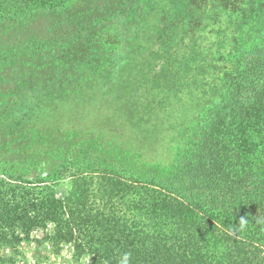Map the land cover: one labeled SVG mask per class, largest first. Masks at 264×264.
<instances>
[{
    "label": "trees",
    "instance_id": "16d2710c",
    "mask_svg": "<svg viewBox=\"0 0 264 264\" xmlns=\"http://www.w3.org/2000/svg\"><path fill=\"white\" fill-rule=\"evenodd\" d=\"M187 1L0 0V78L12 85L1 142L63 140L49 104L79 88L48 73L108 63L117 82L138 63L149 105L128 114L145 123L143 147L162 134L180 144L150 170L122 163L118 147L0 166V264H16L24 241L57 255L70 245L93 264L125 253L128 264H264V0ZM134 90L110 89L121 103Z\"/></svg>",
    "mask_w": 264,
    "mask_h": 264
},
{
    "label": "rangeland",
    "instance_id": "374dc122",
    "mask_svg": "<svg viewBox=\"0 0 264 264\" xmlns=\"http://www.w3.org/2000/svg\"><path fill=\"white\" fill-rule=\"evenodd\" d=\"M178 1L182 3L188 2L187 0H163V3L172 4ZM34 32L35 31H33V36L31 37H34ZM2 33H0V43L6 38ZM209 35L211 37L215 36V34ZM143 37L145 36L142 35L141 38ZM212 39L210 43L216 41L215 37H212ZM145 42V39L140 40V44H144ZM233 45H235V43H233ZM226 46L227 43L224 44L223 48ZM105 49H107V47H105ZM239 50L240 49H238V51ZM107 52H109V50H107ZM218 57L220 58V55H218ZM72 66L74 67V72L48 73L53 79L56 78V75H58L59 78L64 76L68 78L63 80L65 83L68 85L75 84L77 88H79L75 94L70 93L66 96L64 95L58 101L49 104L51 108L48 115H55V118L51 117L54 120L50 124H59L56 128L49 124L50 128L62 135L63 140H59L58 143L52 145L43 143L42 141H36L29 144L14 143L12 146L0 141V166L10 169L12 168L11 166L24 162L27 165H35V167L39 168L47 167V165L52 163V159L50 158H52L53 154L60 153L61 155V153L64 152L70 157L73 156L74 153L88 150V148L89 150H109L110 148L114 149V147L115 149L117 147L121 149L122 155H120L118 160L122 163L135 164L147 170L152 168L157 169L156 167H163L164 165H170L172 163L169 161L180 147L179 142L175 143L172 136L162 134L157 138V141L150 140L146 143L148 146H146L145 149L143 147L145 143H143V141H145L143 137L146 135V130L143 127L145 123L133 121L131 115L128 114V112L136 114L137 111L149 105L147 100L143 97L146 92L143 91V89L148 86L146 77L142 74L144 72L140 69L138 63L129 66L123 71V73H121L122 78L117 82V78L115 80V75L118 71L112 70L113 66L111 64L104 63L100 66V69L92 68L86 71L77 69L75 65ZM33 72L34 71H32L31 74ZM21 75L22 74L17 73L14 77H19ZM51 82L54 83L53 80H51ZM11 86L10 83H4L3 79L0 78V136L11 124L9 117L12 115V112L8 111L6 106L10 100L6 92L11 89ZM113 86L116 88L127 87L129 91L134 90L132 88L134 87L136 91L134 90L132 92H135L134 94L138 95V98L130 97L132 102L126 101L121 103L119 95L110 91ZM151 88L150 90H152ZM155 88H157L156 85ZM171 102L173 103L174 101ZM187 107L188 105L184 110L183 106L179 110V118L181 120L187 119ZM22 112V108H19L14 113L13 118L16 119L19 117ZM46 129L47 128L44 126L37 127L39 132L46 131ZM33 132L36 133V131ZM157 133H159L158 130ZM73 136H75V138L71 140ZM64 140H67L69 143L65 142L62 144L61 141ZM114 153H116V151ZM32 154L35 156L33 161L29 158H25L24 160L20 158L23 155L28 156ZM71 161L72 158L67 160V162ZM39 164H41V166H39ZM70 185V179L66 178L61 180L55 187L56 197L63 200L69 193ZM42 236V231L39 229L33 232V237L41 238ZM31 247L34 250L31 251ZM64 249H66V251H62L58 254L64 255L62 256L63 260L55 262L52 259L54 255H58L54 253L51 244L47 242L36 244L34 242L24 241L18 246L16 264H77V261H79L78 264H93V256L85 255L75 260L72 257V254L74 256V248L67 245ZM70 249L71 254L69 255L68 251ZM33 257L37 260L30 263ZM49 259L50 261H48Z\"/></svg>",
    "mask_w": 264,
    "mask_h": 264
},
{
    "label": "crops",
    "instance_id": "0c3cea01",
    "mask_svg": "<svg viewBox=\"0 0 264 264\" xmlns=\"http://www.w3.org/2000/svg\"><path fill=\"white\" fill-rule=\"evenodd\" d=\"M32 250H34V249H32V247H31V251ZM64 251H66V249H63V252ZM69 252V255L71 254L70 252H71V249L68 251ZM62 256H64V255H58V256H56V255H54V257H53V259L52 260H54L55 262H58L59 260H63V258H62ZM72 257L76 260L77 258H75L74 256H73V254H72ZM37 259L36 258H34L33 257V259L31 258V260H30V263H33V262H35ZM48 261H50V259L48 260ZM90 261V260H89ZM78 262L79 261H77V264H78ZM90 263H91V261H90Z\"/></svg>",
    "mask_w": 264,
    "mask_h": 264
},
{
    "label": "clouds",
    "instance_id": "9594fccd",
    "mask_svg": "<svg viewBox=\"0 0 264 264\" xmlns=\"http://www.w3.org/2000/svg\"><path fill=\"white\" fill-rule=\"evenodd\" d=\"M130 253H125L124 255H123V258H122V262H121V264H128V261H129V259H130Z\"/></svg>",
    "mask_w": 264,
    "mask_h": 264
}]
</instances>
